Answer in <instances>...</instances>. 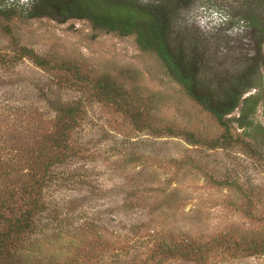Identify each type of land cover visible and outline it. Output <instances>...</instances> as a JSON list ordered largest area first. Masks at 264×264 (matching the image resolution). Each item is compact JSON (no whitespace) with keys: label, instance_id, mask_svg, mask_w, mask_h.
<instances>
[{"label":"rangeland","instance_id":"374dc122","mask_svg":"<svg viewBox=\"0 0 264 264\" xmlns=\"http://www.w3.org/2000/svg\"><path fill=\"white\" fill-rule=\"evenodd\" d=\"M13 1L0 0V191L18 176L25 147L51 133L53 106L79 105L70 157L44 191L49 230L29 264H110L97 262L108 243L131 251L119 264H142L145 255L133 259L141 237L147 255L164 237L211 244L205 264H264V66L225 133L134 36L87 20L31 18L32 7ZM229 6L195 0L177 20L207 40L218 73L236 71L255 50L237 19L198 27L201 8L227 15ZM102 77L114 84L108 100Z\"/></svg>","mask_w":264,"mask_h":264},{"label":"trees","instance_id":"16d2710c","mask_svg":"<svg viewBox=\"0 0 264 264\" xmlns=\"http://www.w3.org/2000/svg\"><path fill=\"white\" fill-rule=\"evenodd\" d=\"M194 1L34 0L29 17H48L62 23L70 19L87 20L94 29L121 37L134 36L138 48L153 53L186 96L209 113L227 133V117L241 103L252 100L244 95L254 88L259 70L264 66L261 52L264 45V0H230V6L226 8L230 17L228 22L237 19L243 25L255 50L250 55L245 54L242 66L236 71L219 73L214 72L216 66L210 59L207 40L191 33L187 25H177L180 12ZM222 40L226 39L220 38L219 42ZM35 63L42 66V63ZM97 85L103 99L108 100L113 82L102 77ZM112 101L116 103V100ZM53 110L51 133L25 147V154L15 168L18 176L8 178V185L0 191V264H29L32 255L40 252V238L48 232L45 231L47 227L49 230V225L42 223L43 215L49 210L44 191L52 169L70 157L68 141L79 122L75 119L79 105H54ZM245 118L243 113L235 121L241 123ZM167 132L175 134L171 130ZM183 135L185 139L192 136ZM189 141L193 142L192 139ZM136 241L139 248L133 253V259L145 255L142 264H165L172 260L205 264L208 253L213 250L211 244L159 237L152 240L154 244L147 255L148 241L145 243L144 237ZM130 252L122 248L118 250L114 244L108 243V251H101L97 262L108 256L110 264H119L121 256ZM52 264H56L55 259Z\"/></svg>","mask_w":264,"mask_h":264},{"label":"clouds","instance_id":"9594fccd","mask_svg":"<svg viewBox=\"0 0 264 264\" xmlns=\"http://www.w3.org/2000/svg\"><path fill=\"white\" fill-rule=\"evenodd\" d=\"M34 0H19V3L27 8L33 6ZM203 15L196 17V23L198 27L203 31H212L215 28H218L221 25H225L230 19L229 16L225 15L223 12L213 9L201 8L199 10ZM237 29L230 30L229 34L236 32Z\"/></svg>","mask_w":264,"mask_h":264},{"label":"built area","instance_id":"2783aa9c","mask_svg":"<svg viewBox=\"0 0 264 264\" xmlns=\"http://www.w3.org/2000/svg\"><path fill=\"white\" fill-rule=\"evenodd\" d=\"M10 2H12V3H13V0H10Z\"/></svg>","mask_w":264,"mask_h":264}]
</instances>
